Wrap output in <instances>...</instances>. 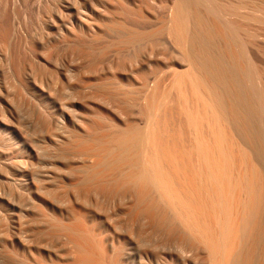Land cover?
I'll use <instances>...</instances> for the list:
<instances>
[{"label":"bare ground","instance_id":"obj_1","mask_svg":"<svg viewBox=\"0 0 264 264\" xmlns=\"http://www.w3.org/2000/svg\"><path fill=\"white\" fill-rule=\"evenodd\" d=\"M60 1L73 24L51 5L45 17L53 35L45 38L78 49L74 54L88 61L87 71L75 70L86 79L81 95L75 93L79 99L69 91L67 100L68 90L60 89L67 97L56 101L36 78L22 74L48 109L41 123L53 128L38 145L30 137L34 145L27 143L19 118L22 129L0 111V127L12 134L0 138L13 146L11 151L0 144V208L10 225L4 226L1 212L4 264H264V92L238 36V29L247 27L221 18L233 16L243 25L253 21L263 38L264 3L236 0L218 9L216 0L212 6L205 0H171L164 9L168 21L158 28L144 21L148 27L135 29L134 18L143 10L132 8L135 0ZM203 6L206 16L199 12ZM9 30L1 26L0 49L10 52ZM157 36L161 40L150 42ZM38 37L34 43L43 44L45 38ZM141 40L152 44L143 41L148 49L133 64L126 66L119 50V57L116 52L106 57L112 45L128 48ZM169 47L183 59V69L168 59ZM66 67L56 70L68 79L72 72ZM73 77L69 85L84 80ZM86 92L89 97H83ZM133 110L142 116V126L127 123L123 113ZM47 150L57 158H45ZM24 156L35 160L34 168L27 161L15 163ZM104 201L110 203L105 209Z\"/></svg>","mask_w":264,"mask_h":264},{"label":"rangeland","instance_id":"obj_2","mask_svg":"<svg viewBox=\"0 0 264 264\" xmlns=\"http://www.w3.org/2000/svg\"><path fill=\"white\" fill-rule=\"evenodd\" d=\"M1 2H0V29H1V26H3V24L4 25H6L10 30V35H11V42H12V51H8V50H6V48H4L3 49V46L1 47V49L3 50H1L0 49V51H2V52H0V57L2 58V60H1V58H0V96L2 97V100L0 101L1 103V105H0V111H2V112H4V114L7 116V117H5V119L7 120V121H10V120H12L11 121V123L12 124H15V125H17V127H19L20 129H22V128H25V130L23 129L22 131H23V133L25 132V131H27V133H24V134H26L25 136H26V140L28 141L27 143H31V144H33L34 145V142L37 144H40L39 142H37V140H46V136H47V133H48V131H53L52 129L53 128H51L52 126L51 125H49V124H46V125H44L43 123H41L42 122V119H44V112H45V110L47 109V107H46V104L44 103V101L43 100H41L39 97H41V96H36L35 94H34V92H33V90H32V86L30 85L31 83H29V81H27V80H25L24 78H23V75L22 74H27V76H32L31 78L32 79H35L36 78V82L39 84V85H41V83H42V85H44V86H42V87H44V89L45 90H47V91H49L50 93H53V97H52V99L53 100H56L57 101V99H58V101H61V99H60V97L61 98H63L62 96H64L65 94L64 93H66V92H68V97H67V95H65V97H67V100H68V98H69V91H70V94H71V97H72V94H74V96H73V98L75 97V95L77 96V94L79 93V95H81V92H82V89H83V86L82 85H84V81H85V75H83L82 73V71L80 72L81 74H79L78 72L79 71H76L75 69H79L80 67H84L85 69L84 70H86L87 71V68H86V65H87V62H85V60H84V58L80 55V53H79V57H76L75 55L77 54L78 55V53H77V50L78 49H76L75 47H73V46H71V47H68V46H65V45H63L62 47H61V45H56V44H51L50 42H48V40H46V38H45V35H46V33H47V35H53L52 33H50V32H52L51 30H49L48 28H47V24H46V15H47V11L49 10V8L51 7V5H52V8H55L56 10H58V12H61V14H63V17L64 16H66V17H64V20H65V18H66V20H67V22H69V23H71V17L69 18L68 16H67V14H66V12L63 10V8H62V6H63V2H61L60 0H32L31 1V3H29L28 2V0H16V2L14 1V0H0ZM19 1V2H18ZM34 1V2H33ZM37 1H38V4H37ZM40 1V2H39ZM48 1V2H47ZM53 1V2H52ZM57 2V4H56V2ZM69 1V0H68ZM72 1H75V0H72ZM154 1V2H153ZM169 1H171V0H135V5H136V3H138L137 5H139L138 7H137V5L135 6V5H133L134 7H132V8H138L140 11H141V9H143L142 11H141V13H140V15L142 16H138V17H136V18H134L135 19V29H143V28H146V27H148L149 25H151L152 27H159L160 26V21L161 20H165V21H168V16H169V11H165V10H168V2ZM206 2L208 1V4H210L211 6L212 5H215L216 3V5L214 6V7H216V8H218L219 9V7L220 8H226L228 5H229V3L231 4V2L233 1V2H235L236 0H216V2H215V0H205ZM211 1V2H210ZM252 1H255L254 3H257L258 2V4H262V3H264V0L262 1V0H252ZM260 1L262 2V3H260ZM16 3V6H17V8H16V6L14 7L13 5H15V3ZM43 2V3H42ZM70 2H71V0H70ZM165 2V3H164ZM214 2H215V4H214ZM232 2V3H233ZM25 3V4H24ZM27 3V4H26ZM42 3V4H41ZM47 3H50V5H48ZM61 3H62V5H61ZM78 3V2H77ZM145 3V4H144ZM159 5H158V4ZM162 3V4H161ZM6 4V6H7V8H6V6H4ZM23 4H24V6L26 7H24L23 6ZM40 4V8L38 7V5ZM54 4V5H53ZM59 4V5H58ZM154 4V5H153ZM220 4V5H219ZM257 4V5H258ZM12 5V6H11ZM22 6L21 8H20V6ZM29 5V6H28ZM31 5H32V7H31ZM33 5H34V7H33ZM43 5V6H42ZM58 5V6H57ZM218 5V6H217ZM35 6H37V7H35ZM47 6V7H46ZM60 6V7H59ZM144 6H146V8L144 7ZM155 6V7H154ZM157 6L159 7V9H160V12L159 11H156V9L157 10H159L158 8H157ZM202 6V5H201ZM46 7V8H45ZM140 7V8H139ZM162 7V8H161ZM167 7V8H166ZM12 8H13V10H12ZM24 8V9H23ZM45 8V9H44ZM83 8V12L85 11V7H82ZM148 8V9H147ZM202 8H204V6L203 7H200L199 8V12L201 13H203L205 16H206V14H205V12H204V9H202ZM39 9V10H38ZM47 9V10H46ZM165 9V10H164ZM15 10V12L13 13V11ZM45 10V11H44ZM63 12H62V11ZM151 11V12H149V11ZM165 11V12H163L162 13V11ZM202 10V11H201ZM42 11V12H41ZM17 12V13H16ZM39 14H38V13ZM144 12V16L142 15V13ZM168 12V13H167ZM46 13V14H45ZM155 14V15H154ZM158 14V15H157ZM165 14H166V16H165ZM202 14V15H203ZM14 15H15V18H14ZM16 15H18L17 17H16ZM39 15H40V17H39ZM145 15H146V17H145ZM154 15V16H153ZM156 15H157V17H156ZM168 15V16H167ZM159 16V17H158ZM164 16V17H163ZM140 17V18H139ZM166 17V18H165ZM229 17H231V16H229V15H224V16H221V18L223 19V21L225 22H228V24H233V25H242V26H244V27H247L246 28V30L245 31H248L247 33L244 31V30H242V29H238V32L241 34V36H240V34H238V36L240 37V39L242 40V41H245L246 42V48H247V54L249 55L248 56V58H249V60H250V62H251V64L255 67V71L257 72V77H258V80H259V78L261 79V80H259V81H257V84H256V86H258V88H260V89H258L257 87V89L259 90V91H261L262 89L264 90V36H263V38L261 37L260 38V36H259V33H257V32H259L258 30V26H257V24H255L253 21H250V22H247L246 24H245V22H244V25H243V22H241L239 19H236L235 17H231V18H229ZM41 18V19H40ZM142 18H143V20H142ZM206 18H208V17H206ZM12 21H11V20ZM17 21H16V20ZM138 19H140L139 21H138ZM167 19V20H166ZM209 20H210V18H208ZM235 19H236V21H235ZM153 20H154V22H153ZM238 20V21H237ZM11 21V22H10ZM13 21H14V23H13ZM127 21V20H126ZM138 21V22H137ZM143 21V22H142ZM147 24H149V25H146V23ZM9 22V23H8ZM19 22V23H18ZM128 22V21H127ZM45 23V24H44ZM242 23V24H241ZM8 24V25H7ZM71 24H73V23H71ZM126 24V23H125ZM154 24H156V25H154ZM249 24H250V26H249ZM253 24V25H252ZM11 25V26H10ZM16 25V26H15ZM17 25H18V27H17ZM128 25V24H127ZM254 25L256 26V27H258V28H256V27H254ZM15 27H17V28H15ZM46 27V28H45ZM142 27V28H141ZM15 28V29H14ZM251 28H252V30H251ZM18 29V30H17ZM248 29V30H247ZM12 30V31H11ZM16 32H14V31ZM249 30H250V32H249ZM46 31H48V32H46ZM251 31L253 32V33H251ZM243 32V33H242ZM16 34L15 35V38H13V34ZM45 33V34H44ZM246 34V35H245ZM44 35V36H43ZM255 35H258V36H255ZM38 36H40L41 38H45L44 39V41H43V39H42V41H43V44H35L34 43V40H35V37H38ZM249 36H250V38H249ZM33 37V38H32ZM40 37H38V38H40ZM161 37L162 36H159V38H158V36L157 37H154L152 40H150V42H152V41H154L155 42V40L156 41H158V40H161ZM246 37V38H245ZM17 38V39H16ZM258 38V39H257ZM15 40V42L17 43H14V40ZM158 39V40H157ZM259 39H261V40H259ZM260 42H259V41ZM29 41V42H28ZM142 42L143 41H146L147 43L149 42L148 40H141ZM141 41H138L136 44H134L132 47L131 46H129L128 48L127 47H123L122 48V46H118V45H112V46H110L109 47V49L107 50V54H106V57L108 56L109 57V55L110 54H112V53H115V54H117V53H119V52H121V54L122 53H124V54H120L121 56L119 57V54H117V57H119V59L120 60H122V62L124 63V62H128V64L126 63L125 65L127 66V65H130L129 63L131 62V64H133V63H135L137 60H138V58L144 53V51L146 50V49H148V46H146V42H141ZM255 41V42H254ZM44 42H45V44H44ZM149 42V46L152 44V43H150ZM254 42V43H253ZM263 42V43H262ZM28 43V44H27ZM142 43V44H141ZM145 43V44H144ZM251 43V44H250ZM255 43H257V44H255ZM27 44V45H26ZM138 44L141 46V47H139L138 48ZM218 44L219 45H221L222 43L221 42H218ZM142 45H143V47H142ZM1 46V45H0ZM28 46V47H27ZM44 46H45V48H44ZM47 46H50L49 48L47 47ZM145 46L147 47L145 50H143V48H145ZM253 46V47H252ZM26 47V48H25ZM58 47H60L59 49H58ZM64 47L66 48V49H64ZM114 47V49H112ZM260 47V48H259ZM15 48H16V51L17 52H15V51H13V50H15ZM19 48H21V49H19ZM50 48H52V52L50 51V50H48V49H50ZM54 48V49H53ZM69 48V49H68ZM122 48V49H121ZM129 48H131V49H129ZM133 48L135 49V51H133ZM18 49V50H17ZM58 51H56V50ZM69 50V52H66V50ZM125 49V50H124ZM129 51H128V50ZM140 49V50H139ZM169 49V51H168V54H169V56L171 57V55H170V51L171 50H173V51H171V54H177L178 52L174 49V48H172V47H169L168 48ZM259 49V50H258ZM20 50V51H19ZM26 50H28V51H26ZM37 50V51H36ZM46 50H48V51H46ZM61 50H62V52L64 51V55H62V53H61ZM75 50H76V54H74L75 53ZM115 50V51H114ZM118 50H119V52H118ZM122 50V51H121ZM127 50V51H126ZM45 51H46V53H45ZM49 51H50V53H49ZM73 51V52H72ZM130 51H131V53H130ZM138 51V52H137ZM175 51V53H173ZM14 52V53H13ZM19 52V53H18ZM30 52V53H29ZM47 52L49 53V55L47 54ZM108 52H110L109 54H108ZM127 52V53H126ZM135 53V55H133V53ZM1 53H3V55L1 54ZM6 53V54H5ZM12 54V56H10L11 54ZM138 53H140V54H138ZM142 53V54H141ZM22 54V55H21ZM25 54V55H24ZM35 54V55H34ZM47 54V55H46ZM73 55L74 54V57H72L71 55ZM127 54H129V55H127ZM131 54V55H130ZM7 55V56H6ZM27 55V56H26ZM41 55H44V57L46 56V60H45V58H43ZM63 56V60H62V56ZM123 55H125L124 57H123ZM175 55H173L174 56V58H170L169 56V58L168 59H170V60H174L175 59V61H177V62H179L180 63V67H175L176 68V70H180V69H183L185 66H184V62H183V59L181 60V56L179 57L178 55L179 54H177L176 56ZM10 56V57H9ZM13 56H14V58H13ZM20 56H22L21 58H20ZM31 56H33V58L31 57ZM37 56V57H36ZM135 56H137V59H135L136 57ZM6 57V58H5ZM35 57V58H34ZM49 57V58H48ZM50 57H51V59H50ZM68 57H71V59L72 58H74V59H72L73 61H71V59L70 58H68ZM177 57H179L178 58V60L176 59ZM7 59V60H4V59ZM9 58H11L10 60L11 61H9ZM20 58V59H19ZM26 58V59H25ZM50 59V60H48V59ZM68 58V59H67ZM76 58H79V59H76ZM83 59V62H80L82 59ZM122 58V59H121ZM128 58V59H127ZM33 59V60H32ZM65 59H67L68 60V62L69 63H67V61L65 60ZM75 59H76V61H75ZM134 59V60H133ZM40 60V61H39ZM61 60V61H60ZM78 60V61H77ZM128 60H130V61H128ZM132 60V61H131ZM252 60V61H251ZM9 61V62H8ZM14 61V62H13ZM36 61H37V63H36ZM64 61V63H62ZM134 61V62H133ZM4 62V63H3ZM12 64H11V63ZM71 62H73V65H72V63ZM78 62L79 63H81V64H79V65H77L76 66V64L75 63H77L78 64ZM85 62V63H84ZM133 62V63H132ZM5 64L4 66H2L3 64ZM6 63H9L8 65H6ZM38 63H40L41 65L42 64H46L47 66H49V68H48V70L46 71V70H44L43 68H42V66L41 65H39ZM183 63V64H182ZM10 64H11V66L12 67H10ZM63 64H65V65H63ZM72 66H71V65ZM98 64V63H97ZM182 64V65H181ZM23 66V67H21L22 68V70L20 71L21 72V74H20V72H19V70H16L17 69V67H19V66ZM57 65V66H56ZM61 65H63V66H61ZM66 65H67V67H68V69H67V67H66ZM8 66H9V68H8ZM31 66V67H30ZM56 66V67H55ZM58 66L60 67V68H62V67H66V68H63V69H65V71H67V70H71L70 72H72L71 74H70V78H71V76L73 77V75L72 74H74L75 75V77H73L74 79L77 77V78H81V76H82V78L81 79H84V80H82V82H81V80H78V79H75V80H77L78 81V83H80V84H77L76 82H75V80L72 78V81L74 80V82L71 84V82H69L70 83V85L68 84V81H71V80H68V79H70L69 78V76H68V79L67 78H62L61 76H60V74H58L57 73V70H56V68H58ZM24 67H25V69H24ZM29 67H30V69H29ZM73 67V68H72ZM15 68V69H14ZM7 69V70H6ZM72 69H73V71H72ZM10 70V71H9ZM12 70V71H11ZM26 70V71H25ZM33 70V71H32ZM43 70V71H42ZM82 70V69H81ZM2 71H4V72H2ZM8 71V72H7ZM28 71V72H27ZM34 71H36V73L38 74V75H36L35 73H34ZM47 72V73H45V72ZM49 71V72H48ZM50 71H52V72H50ZM75 71V72H74ZM10 72V73H9ZM15 72H17V74L15 73ZM19 72V73H18ZM30 72H32V73H34V74H32V73H30ZM39 72H40V74H39ZM69 72V73H70ZM74 72V73H73ZM258 72H259V74H258ZM5 73V74H4ZM8 73V74H7ZM15 73V74H14ZM68 73V72H67ZM78 73V74H77ZM4 74V75H3ZM7 74V75H6ZM9 74H11V75H13V76H11V75H9ZM81 75L80 77H78L77 75ZM16 75V76H15ZM39 76L38 78L37 77H33V76ZM259 75V76H258ZM6 77V79L4 78V77ZM15 76V77H14ZM16 78V79H15ZM19 78H21V79H19ZM31 78H29V80L31 79ZM59 78L61 79V81L59 80ZM4 79V80H3ZM16 81H15V80ZM20 82H19V81ZM60 82H59V81ZM41 81V82H40ZM40 82V83H39ZM17 83V84H16ZM18 83H21V85H23V88H22V86L20 85V84H18ZM55 83V84H54ZM83 83V84H82ZM2 84V85H1ZM6 85V86H4V85ZM52 84H54V88H53V86H52ZM17 85H19V87L17 86ZM46 86V87H45ZM48 86L50 87V88H48ZM56 86V87H55ZM79 86V87H78ZM161 86V85H160ZM159 86V87H160ZM261 86V87H260ZM3 87H6V88H8V89H4ZM62 87H64L65 88V90H62ZM158 87V88H159ZM20 88H21V90H20ZM46 88H48V89H46ZM63 88V89H64ZM161 88H162V86H161ZM161 88H159V89H161ZM60 89H61V91H66V89L68 90V91H66V92H61L60 91ZM71 89V90H70ZM2 90V91H1ZM7 90H9V91H7ZM54 90H57V94H56V91H54ZM262 90V92H264ZM54 91V92H53ZM3 92V93H2ZM5 92V93H4ZM72 92V93H71ZM77 92V94H75ZM83 92H84V90H83ZM20 93V94H19ZM60 93H62V94H60ZM87 93V92H86ZM86 93H82L83 95V97H89V94L87 93V95H86ZM3 94V95H2ZM19 94V95H18ZM29 94V95H28ZM64 94V95H63ZM21 96V97H20ZM31 96V97H30ZM54 96H55V98H54ZM81 96V97H82ZM36 97V98H35ZM7 98V100H5ZM75 98H77V99H79V96H77V97H75ZM32 99V100H31ZM66 98H64V99H62L63 101L65 100ZM33 101V102H32ZM12 102V103H11ZM33 103V104H32ZM37 103V104H36ZM263 103H264V101H262L261 102V109H263L264 107H262V106H264L263 105ZM9 104H11V105H9ZM12 104H13V106H15L14 107V109H13V107H12ZM40 104V105H39ZM35 105V106H34ZM37 105V106H36ZM38 105H39V108H38ZM44 105H45V107H44ZM32 108H31V107ZM33 106H34V109H33ZM7 107V108H6ZM37 107V108H36ZM3 108H4V110H3ZM18 109V110H16L15 111V109ZM8 109H10V110H8ZM30 109H31V111H33L34 113V115L33 116H31L32 115V112H30ZM43 109H44V111H43ZM48 110V109H47ZM264 110V109H263ZM262 110V115H264V111ZM2 112H0L1 113V115L3 114ZM10 112H11V115H10ZM13 112V113H12ZM19 112V113H18ZM28 112V113H27ZM30 112V113H29ZM38 112V113H37ZM40 112H42V114L40 113ZM17 113V114H16ZM12 114L14 115L13 117H12ZM19 114V115H18ZM29 114H30V116H29ZM38 114H40L39 116H40V118H38L39 116H38ZM21 115V116H20ZM123 115L124 116H126L125 118L127 119V116H128V119H127V123L129 124V123H133V124H139V126H142L143 125V118H142V116L140 115V114H138L135 110H133V112H131V111H129L128 113L126 112V113H123ZM138 115V116H137ZM37 117V119H36V117ZM131 116V117H130ZM134 116V117H133ZM1 118H3L4 116H0ZM9 117V118H8ZM34 117V118H33ZM41 117H42V119H41ZM133 117V118H132ZM140 117H141V119H140ZM11 118V119H10ZM21 120V121H19V119ZM22 118V119H21ZM24 118V119H23ZM28 118H30V119H28ZM27 119V120H26ZM137 119V120H136ZM263 119V120H262ZM262 119H261V124L264 122V116H262ZM16 120V121H15ZM23 120V121H22ZM38 120H40V122L38 121ZM140 120V121H139ZM20 122V125H22L23 124V126H22V128H21V126H19V124H17V122ZM38 121V122H37ZM134 121H135V123H134ZM18 122V123H19ZM22 122V123H21ZM24 122V123H23ZM142 122V123H141ZM41 123V124H40ZM264 124V123H263ZM264 126V125H263ZM50 127V128H49ZM48 128V129H47ZM3 129V130H2ZM6 130H5V128H2V127H0V136H3V137H5L6 138V136H9V135H12V134H9V133H7V131L5 132ZM3 133V134H2ZM32 133H33V135H32ZM8 134V135H7ZM27 134H29V135H27ZM31 134V135H30ZM10 137V136H9ZM30 137V140L31 141H33V140H35L34 142H31L30 140H28L27 138H29ZM32 137V138H31ZM34 137V138H33ZM45 137V138H44ZM16 140H15V142L16 141H18V139L17 138H15ZM3 142V143H2ZM6 143V144H5ZM0 144H1V146H3L4 144V146L3 147H6L5 149H11V151H12V149H13V146H12V144L9 142L8 143V141L7 140H4V139H2V138H0ZM37 144V145H38ZM10 145V146H9ZM42 146V144L41 145H39V147H41ZM42 148V147H41ZM44 149V148H43ZM45 149H47V148H45ZM44 149V150H45ZM48 150H50V149H48ZM47 150V153H46V151L45 152H43V156H44V154H45V158H57V154L56 155H52L53 154V152H52V150L51 151H48ZM50 153V154H49ZM50 155V156H49ZM60 157V156H59ZM58 157V158H59ZM62 157V156H61ZM24 159V160H23ZM29 159V160H28ZM21 160H23L24 161V163H23V161H21ZM26 161H27V165H26ZM18 162V163H17ZM15 163L16 164H25L26 166H29V168H34L35 166H33V165H36L35 164V160H33V159H30V158H26L25 156H24V158H20V160L17 158V160L15 159ZM33 163V164H32ZM30 164H32V165H30ZM31 166H33V167H31ZM53 196V195H52ZM54 199L55 200H57V201H61L62 200V198H60V195L58 194V193H56V195L54 194ZM59 198V199H58ZM108 202V201H107ZM107 202L106 201H104V204H102V207L105 209V206H109V202H108V204H107ZM107 204V205H106ZM105 205V206H104ZM106 207V208H107ZM3 213V217H4V219H5V221H6V219H7V215H5L7 212L5 211V210H3L2 208H0V213ZM1 213V214H2ZM0 214V215H1ZM5 216H6V218H5ZM1 217H2V215H1ZM0 217V219L2 220L3 218H1ZM3 219V220H4ZM0 220V221H1ZM1 221L2 223L3 222H5V221ZM0 222V223H1ZM5 224V225H4ZM4 224H2V225H4L5 227L6 226H8L7 224H9L8 223V219H7V222L6 223H4ZM10 226V225H9ZM8 226V227H9ZM8 235H10V233L8 232ZM3 255V258H1V256ZM1 256H0V260H1V262H3V264L4 263H6L5 262V259H7V257L4 255V254H1ZM5 257V258H4ZM4 259V260H3Z\"/></svg>","mask_w":264,"mask_h":264}]
</instances>
